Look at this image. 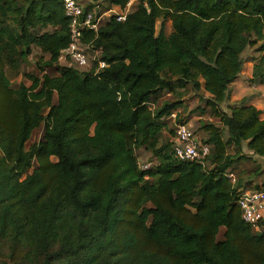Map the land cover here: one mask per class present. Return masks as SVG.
<instances>
[{"label":"trees","instance_id":"trees-1","mask_svg":"<svg viewBox=\"0 0 264 264\" xmlns=\"http://www.w3.org/2000/svg\"><path fill=\"white\" fill-rule=\"evenodd\" d=\"M109 1L123 8L129 0ZM88 11L94 19L102 12L93 3ZM116 16L96 31L83 28L82 41L106 65L97 69L95 59L81 70L57 61L70 40L62 0H0V257L264 264V229L244 221L236 203L249 179L232 183L227 175L244 142L264 157V117L245 97L221 106L243 50L257 39L264 49V0H138L125 18ZM158 17L171 21L169 33L155 31ZM33 45L44 55L38 71L27 72L29 85L14 86L5 67ZM44 65L55 71L39 73ZM256 77L264 81L263 57L249 80ZM188 84L209 93L206 105L219 120L202 123L211 144L205 164L178 159L171 140H159L182 102L158 98ZM40 124V139L26 148ZM140 146L155 159L146 168Z\"/></svg>","mask_w":264,"mask_h":264},{"label":"rangeland","instance_id":"rangeland-1","mask_svg":"<svg viewBox=\"0 0 264 264\" xmlns=\"http://www.w3.org/2000/svg\"><path fill=\"white\" fill-rule=\"evenodd\" d=\"M82 3L85 5L93 3L95 6H100V9L102 11L99 16V23L103 22L109 14L112 13H126L134 8L135 4L138 0H129L125 7L121 8L118 5L111 4L109 0H81ZM107 10V11H106ZM160 26H163V29L165 30V33H169L172 30L171 21L169 19H162L161 17H158L155 20V31L157 32L160 28ZM252 36V35H251ZM263 42L262 39H257L256 43L253 45H248L242 52L241 56L243 60H248L250 55L255 54L256 62L259 61L263 57L264 59V49H261V43ZM89 56L93 60V57L96 56L97 51L92 50L89 48ZM17 56V55H16ZM47 55L45 54V57ZM40 57H44L43 53L40 51V49L37 46H32L31 52L23 59H20L18 56L15 59L14 62L11 64H7L5 67L6 74L9 77L11 84L16 86L19 84H30V79L26 75L27 72H35L38 71L37 67V60H39ZM244 63V62H243ZM248 67H251L250 62H245ZM61 64V63H59ZM55 66H43L41 72H54ZM243 75L247 74L246 68L242 69L241 72ZM249 84L251 85L252 81L248 80ZM239 83V82H237ZM239 86V85H238ZM245 89V86H241L238 88V93H229L227 100H236L238 101L240 98V95H243V91ZM209 93L204 90L203 88L196 90L194 89L191 84H188L186 87H180L175 91L174 93H170L167 91H162L160 97L158 98L157 102H160L163 99H172L180 97L181 105H179L170 115L166 116L167 119V128H164L160 134V141H165L167 139L171 140V137L173 133H170L169 128H172L173 131L175 130V126L177 122V116H180L182 118H185L188 123L191 124V126L195 129L196 133L199 135L201 139H204L207 137L206 131L202 127V123L204 121L208 122H214L215 124H219V120L217 117L213 116L210 112L209 107L206 105L205 97ZM227 100H225L221 106L223 108H226ZM245 102V101H244ZM177 113V115H176ZM261 116V115H260ZM43 131V124H40L38 127L33 129L32 133L25 139V147L28 148L29 145L33 142H36L40 139ZM229 151H233V147H229ZM135 153L138 157V162L140 164L154 161L155 159L152 158L150 150L145 148L144 146H140L135 149ZM53 158H55L53 156ZM231 173H233V176L236 178L235 182L238 178H241V184L242 182H246L247 179H249L246 183L247 185L244 186L246 188L248 187H255L256 184H258V188L264 189L263 182H264V157L252 153L251 150H249L245 144L243 143V146L241 148V152L237 158L233 160ZM260 227L264 229V222L260 224ZM224 227H220L218 238L221 237L222 231ZM6 251V249H3ZM0 264H15L13 260L8 259V257L5 255H2L0 257ZM29 264V263H28Z\"/></svg>","mask_w":264,"mask_h":264},{"label":"built area","instance_id":"built-area-1","mask_svg":"<svg viewBox=\"0 0 264 264\" xmlns=\"http://www.w3.org/2000/svg\"><path fill=\"white\" fill-rule=\"evenodd\" d=\"M62 2L65 13L70 18V40L67 46L60 50L57 58L58 63L84 70L91 68L96 59V68L104 67L106 63L103 59L99 58V50H94L97 51V54L92 60L88 53L90 45L84 43L81 39L84 27L97 30L99 16L94 19L92 11L84 12L85 6L81 0H62ZM126 13L115 14H117V19H123ZM171 142L173 153L178 159L197 160L205 164L211 144L203 141L190 123H176ZM139 165L142 168H146L152 165V161L144 164L139 163ZM227 175L231 182L235 183L236 178L233 176V173L228 172ZM236 203L241 210L243 220L250 223L255 229L261 230L260 224L264 222V189L240 188L236 197Z\"/></svg>","mask_w":264,"mask_h":264},{"label":"crops","instance_id":"crops-1","mask_svg":"<svg viewBox=\"0 0 264 264\" xmlns=\"http://www.w3.org/2000/svg\"><path fill=\"white\" fill-rule=\"evenodd\" d=\"M255 54L254 55H250V57L248 58V60H244L243 62H250L251 67H248L247 63L246 66L243 63L242 64V69L246 68L247 70V74L243 75L242 69L239 72L237 78L229 85V90H228V95L229 93H238V88H240L241 86H245V89L243 91V95H240V99L245 97V103L248 104H253L255 105L257 108L261 109V113H260V117H264V81L260 82L258 77H256L251 83V85H248L249 82V77L252 74V66L254 63H258L256 62V58H255ZM239 82V83H237ZM239 85V86H238ZM240 99L238 101L232 99V100H227V103H235V102H239ZM226 103V104H227Z\"/></svg>","mask_w":264,"mask_h":264}]
</instances>
